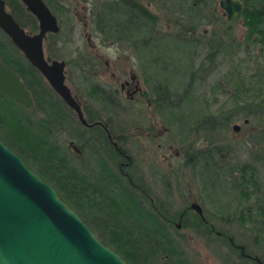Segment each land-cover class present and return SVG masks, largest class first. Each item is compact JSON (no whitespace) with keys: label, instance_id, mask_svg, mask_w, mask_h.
<instances>
[{"label":"rangeland","instance_id":"374dc122","mask_svg":"<svg viewBox=\"0 0 264 264\" xmlns=\"http://www.w3.org/2000/svg\"><path fill=\"white\" fill-rule=\"evenodd\" d=\"M143 2L151 13L156 14V1L150 0V4L146 3V0ZM183 2L185 3V0ZM216 5L217 0H208L202 12L208 13V9ZM85 7H87V4H85ZM202 7L199 5L198 9L194 11L197 17ZM70 8L71 10L68 12L62 11L60 13L62 20L60 28L53 36H48L46 41L43 42V51L51 58L65 61V82L85 108L91 106V109L95 110L97 107L94 104L96 103L95 100L92 101L91 96L86 93L90 83L98 82L102 86L106 85L105 87L111 86L112 89L117 91L119 102L124 108L117 107L118 109L111 113V131L114 134L118 133V135L116 134L118 136L116 138L117 143L131 157V164L123 168L124 171L128 173L133 182L143 184L148 196L154 200L155 204H159L168 215H175L189 201L195 200L202 207L203 214L211 217L210 220L216 229L222 231L226 236H230L235 244L242 245L245 252L264 258V234L257 240L254 236L255 228L249 225L246 212L243 213L244 218L242 220L235 215L239 206L234 200L233 191L226 184L227 179L221 180L218 178L217 180V182L219 181L220 198L227 205L226 208H222L220 213L227 217L219 218L217 217L218 212L215 213L212 209L210 195L207 197V192L200 185V179L197 172H195V168L191 165H185L183 162L184 158L189 157L192 148H205L208 145L209 138H211L220 147L217 156L220 161L222 159L221 163L227 165L248 163L254 167L259 187L256 194L264 202V112L245 113L246 108L256 111L257 109L264 110L258 105L260 102L264 104V45L259 43L260 41L253 42L251 55H244V53L236 52V50L230 55L219 53L214 58L216 65L208 72L209 62L206 61L204 53L207 51V44L213 41L208 40L202 34V28L207 27L205 17L200 19V17L193 18L190 16V22L195 25V28L193 27L194 36L199 42H192L193 45L188 46L187 56L180 59L177 77L182 80L181 85L170 83L171 80L169 82L167 79L168 87L171 89L169 93L171 98L174 100L179 99L177 93L181 91L183 82L188 80L191 73L194 77L192 80L194 89L191 92L192 98L189 106L186 107L188 110H192L195 115L224 114L227 111H230V113L239 111L226 123L213 125L210 128H208L206 122L195 121L191 123L190 121L184 127V131L188 132V137L182 142L179 140L174 128L161 118L157 111L158 107H147L146 105L148 99L153 103V93L149 91L145 82L147 74L143 73V80H141L140 70L135 66L137 58L138 61L142 60L139 58L137 50L132 46L123 47L120 42H101L99 37H94L93 32L91 42H87L86 33H89V31H84L86 26H83L80 20L77 19L82 12L86 13L87 8L80 9L77 6L73 9L72 5H70ZM59 11L57 10L58 13ZM190 13L193 14L191 11ZM146 24L150 25V21ZM233 24L236 25V21ZM158 26L160 30H163L165 21L159 23ZM67 27L73 28L67 29ZM152 33L156 34L153 29ZM84 51H88L94 56H100L98 57L99 63L96 67V75L92 74L93 67L88 64V60L82 55V53L88 55V52ZM157 51L159 52L158 49ZM154 52L156 53V51ZM222 62L223 65L220 64ZM149 65L152 66L151 58ZM231 67L234 68L232 76L227 72ZM142 68L144 70L145 63H143ZM129 70L137 72L139 80L143 83L142 92L135 93L131 100L124 92L121 93L118 90L122 79H128ZM160 70L159 67H156L153 71H155V74H159ZM111 72H113V75H111ZM163 75H167V73ZM163 75H153V84H156L159 79L161 80ZM250 77L252 80L248 85L255 84L257 77L261 79V82L257 84L258 87L247 89V93H242L234 88L237 82L236 79L246 81L248 78L251 79ZM173 80L175 81V79ZM215 82L218 83V86H215ZM246 87L249 86L246 85ZM247 100L251 102L249 105L244 104ZM33 115L37 116V113L35 111L29 113V116ZM68 121L69 123L63 122L64 125L61 128L52 132V139L77 171L90 181L89 183L92 184L90 186L94 189L91 194L96 196V199H102L99 202L94 201L95 203L92 204L90 213L86 217L89 224L94 225L91 226L94 232L100 238H106L108 228L101 225L104 220L121 214L126 223L131 221L129 210H122L118 206L112 205V202L108 199L110 195L117 197L121 194L120 188L105 186V184H111L112 180L106 174L99 172L103 167H109L111 172L116 173V162L122 160V158L115 156L108 144H106V149L109 150V153L106 157L99 156L97 152L91 150L87 144L88 142L76 137L75 131L78 124L74 121V118L73 120L69 118ZM124 121L125 123L122 125ZM220 121L222 120L220 119ZM233 123L239 125L237 130L232 129ZM199 124L203 127L202 129H196ZM152 125H154L153 131L149 134L151 136H147L146 132ZM120 133L122 135L125 133L126 137H122ZM152 133H155V137H152ZM70 140L82 147L79 156L69 146L68 142ZM101 149L104 150V148ZM141 164H144V166L142 167ZM139 172L144 176L141 180L139 179ZM120 180L124 182L122 177H120ZM124 185L127 184L124 182ZM128 188L137 195L134 188L131 186ZM107 190H109L108 195L104 196V191L107 192ZM100 193L104 197H99ZM222 200L216 198L215 203L222 205ZM252 201L253 195L246 201V205L251 207ZM251 208L253 209L251 217L254 220L259 214L253 205ZM190 212H187L188 214L183 218V224L180 228H170V234L177 242L178 250L181 251L188 264H255L254 261L239 253L240 250L237 247H231L226 236L222 235L216 238L212 234L207 237L202 234V227L194 223L193 220L195 219L192 218ZM258 217L261 218V216ZM142 221V219L137 220L138 223ZM126 227L128 228V225ZM138 228L135 232L144 230L142 229L143 225ZM144 264L176 263L156 255L150 259L148 258Z\"/></svg>","mask_w":264,"mask_h":264},{"label":"trees","instance_id":"16d2710c","mask_svg":"<svg viewBox=\"0 0 264 264\" xmlns=\"http://www.w3.org/2000/svg\"><path fill=\"white\" fill-rule=\"evenodd\" d=\"M111 6L110 16L108 14L107 16L112 22L108 23L106 31L113 37L121 33L117 25V23H121V19L120 14L117 13L118 11L113 10L119 7ZM189 10L193 12L192 17L194 18L196 16L194 12L196 7H192ZM103 16L106 17L105 12ZM108 18L106 17L109 21ZM259 18V13L255 12L254 16L251 17V21H253L246 23L250 26L252 25V27H256L260 23ZM149 26L144 23L142 31L141 29H134V31L129 32V37L134 36L135 38L137 33H139L138 35H143V41L138 42V44L134 42L133 45L138 54L143 56L142 64L145 63L143 73L147 74L145 82L149 91L153 93V101L155 106L158 107V113L165 122L174 128L180 141L183 142L188 137V132L184 131V127L190 121L191 123L195 121L206 122L208 128H210L213 125L226 123L236 112L238 113L239 110L231 113L227 111L224 114L195 115L192 110H188L186 107L189 106L192 98L191 92L194 89V84H192L194 77L191 73L188 80L183 82L181 91L177 93V98L179 99H172L169 94L171 89L168 87V80L169 82L171 80L170 83L173 82L176 85H181L182 80L177 77L180 59L187 56L188 46L193 45L192 42L199 41L194 35L192 37L185 35L184 31L179 33L175 30L170 33L153 34ZM7 41L4 38H0V57L5 62L11 63L25 85L30 89L33 98V108L26 109L16 104L10 98L0 94V139L16 152L31 170L49 182L55 188L58 196L78 213L97 238L115 250L127 264H144L148 258L150 259L156 255L162 256L165 260H172L176 264H188L187 260L182 256L181 251L178 250L177 242L166 230L167 227L164 225V220L148 214L147 218H144L142 222H137L138 219L143 218V213L138 206L137 196L129 190L128 184L124 185V182L126 183L125 180L124 182L121 181L120 176L111 172L108 168H106L105 173L112 180V183L105 184V186L119 187L121 192L117 197L110 195L108 199L112 202V205L118 206L122 210H129L131 212L129 215L131 221L126 223L121 214L112 216L101 224L103 227L107 226L108 228L106 238L101 237V239L94 232V229L91 227L93 224H89L86 216L90 213L92 204L102 199H96V196L91 194V191L94 189L91 188L90 185L92 184L89 183L90 181L77 171L75 166L52 139V132L61 128L64 125L63 122L69 123L68 119L71 118L73 120L74 117L67 111L69 110L68 107L45 83L34 67L30 64L25 66L18 59L11 58V61L8 60V54L4 51V46L1 44V42ZM217 48L216 42H210L206 46L207 51L204 55L206 61L209 62L208 72L216 65L214 58L218 54ZM231 48H225V52L226 49ZM150 58L152 66L149 65ZM156 67L161 69L159 74H155V71H153ZM164 73H167V75H163ZM161 74L163 75L162 79L153 84V75L160 76ZM232 74V72L229 73L230 76ZM251 80L252 78H248L246 81L236 79L237 82L234 88L242 93H247V89L256 88L258 87L257 84L261 82V79L257 77L255 84L248 85L251 83ZM246 85L249 87H246ZM215 86H218L217 82H215ZM89 87L88 91L92 93L89 95L98 98L100 94L99 90L95 89L92 84ZM250 103L247 100L244 104L249 105ZM258 105L264 108L262 102ZM33 111L37 113V116H29V113ZM262 111L264 112V110L260 109H257V111L251 108L245 109V113L247 114ZM198 115L201 116L199 117ZM202 128L201 124H199L196 129ZM209 139L208 145L205 148H192L189 157L184 158L183 162L185 165H191L195 168V172H197V176L200 179V185L207 192L206 196L210 195L212 209L215 213L218 212L217 217L219 218L227 217L220 214L222 208H226L227 205L220 198V191L218 190L219 181L217 182V180L218 178L221 180L227 179L226 184L233 191L234 200L239 206L235 215L242 220L244 218L243 213L246 212L245 214L249 220L248 223L255 228L254 236L258 240L264 234V202L256 194V190L259 187L255 176V169L248 163L240 165L221 163L222 159L220 161V158L217 156L220 147L211 138ZM108 191H104L103 195H108ZM103 195L100 193L99 197ZM251 195H253L252 205L258 212V216H261V218L257 216L254 220L251 217L252 205L251 207L246 205V201ZM216 198L222 200V205L215 203ZM126 225H128V228ZM142 225V229L144 230L142 232H135ZM229 245L233 247L231 243ZM260 259L264 262V258ZM255 264L258 263L255 262Z\"/></svg>","mask_w":264,"mask_h":264},{"label":"flooded vegetation","instance_id":"af4514ba","mask_svg":"<svg viewBox=\"0 0 264 264\" xmlns=\"http://www.w3.org/2000/svg\"><path fill=\"white\" fill-rule=\"evenodd\" d=\"M44 6L47 7V9L53 14L55 18V22L57 24V30L56 31H50L46 30L44 31L42 38H41V49L43 58L46 60L47 63H50L51 58L50 56L44 54L43 51V42L46 41L48 36H53L54 33H56L60 28V23H62V20L60 18V13L62 11H69L71 10L70 5H72L73 9L77 6L82 8H87L86 13L82 12L80 16L77 17L78 20H80L81 24L83 26H86L84 31H89V33H86V41L91 42V34L93 32L94 37H99L101 42H120V45L125 46H132L134 47V42L138 44V42L143 41V35L136 34V37H129V32L134 31V29H141V31L144 28V23H149L150 26L149 29L156 32V34H162V33H170L171 31H177L181 33V31H184L185 35H188L189 37H192L194 35V28L195 25L190 22L192 14L190 13V10L192 7H197L199 5L203 6L200 8V14H198L200 19H203L205 17V23L207 24V27L202 28V34H204L207 39H211L213 42H216L218 48L217 52L218 54H231L236 52H242L244 55H251L252 45L255 41H260L259 43H262L264 45V0H240L242 3L241 9L230 19L226 18V11L225 9L219 4V0H217V5L212 7L211 9H208V13L202 12V9L207 5L208 0H185V3L183 0H154L155 7L157 9L156 14H153L150 12L148 7L144 4V0H40ZM82 2V3H80ZM33 5L35 4L34 0H31ZM72 3V4H71ZM146 3L150 4V0H146ZM85 4H87V7H85ZM113 5L114 11H118L117 13L120 14L121 23H117L118 29L120 30L119 35H110L106 28L108 27V23L112 22L111 19L108 18L107 14L110 16V10ZM198 5V6H197ZM3 6L4 9L11 15V17L14 19V21L18 24L19 27L23 29V31L28 34L32 35L33 33L38 31L39 28V20L37 16L33 13V11L28 7V5L23 0H3ZM57 10H60L59 13ZM104 12L106 13V17L109 19V21L106 19L104 15ZM259 13L260 15V23L256 27H252V25H248L246 22H252L251 17L254 16V13ZM146 13V15H145ZM77 14V13H75ZM183 20H182V18ZM197 16H194V18H198ZM187 22L185 23V21ZM165 21V27L163 30H160L159 23H163ZM236 21V25L233 23ZM158 24V25H157ZM194 27V28H193ZM73 27H67V29H72ZM0 38H4L5 40H8L7 42H1V44L4 46V51L8 54V60L11 61L12 59H18L20 62L25 64V66H28L30 64L24 55L22 54L21 50L17 48L13 42L10 40V38L0 29ZM64 41V40H63ZM232 47L231 49L225 48ZM88 52V51H84ZM84 57L88 60V64L93 67V75H96V67L99 63L98 57L99 55H91L88 52V55L85 53H82ZM138 57V56H137ZM139 58L142 59L143 56L139 54ZM63 61V81L65 82V61L63 59H57ZM0 61L6 65L7 67L13 69L19 76V79L23 82L21 76L17 72V70L11 65V63L5 62L1 57ZM135 66L139 68L140 70V79L143 80L142 76L143 74V68H142V60L138 61V58L135 61ZM223 65V62L220 63ZM31 65V64H30ZM32 66V65H31ZM22 67V66H21ZM33 67V66H32ZM83 67V65H82ZM35 68V67H34ZM36 69V68H35ZM234 68L231 67L227 70L228 74L232 72ZM264 69V67H263ZM37 71V70H36ZM39 73V71H37ZM130 74L128 75V79H122V81L119 83V89L120 92H124L128 96V99H132L133 95L137 92H142V84L139 80L138 73L133 72L131 70L128 71ZM223 73V72H222ZM40 74V73H39ZM143 74V75H142ZM111 75H113V72H111ZM41 78L43 76L40 74ZM44 80V78H43ZM45 81V80H44ZM144 82V81H143ZM46 83V81H45ZM25 85V83L23 82ZM47 84V83H46ZM92 84L95 89H98L100 94L98 95V98L93 97L91 95V99L95 100L94 103L96 107V111L91 109L90 107H84V105H81L80 99H78L77 96H75L71 90V95L77 100L79 103L82 115L87 122V124L81 123L73 110L69 109L67 110L73 117L74 121L77 122L78 127L76 128L75 134L76 137L80 138L84 142H88V146L93 150L94 152H97L98 155L106 157V155L109 153V150L106 149V144L110 146V148L113 150L115 156H119L122 158V160L116 162L117 167V175L122 177L128 186H131L136 190L137 193V202L138 206L140 207L142 211V220L144 218H147L146 216L150 214L153 217L160 218L164 220V225L167 227V231L170 233V228H180L183 224V218L186 217L187 212H190V215L195 220V224H199L202 227L201 233L204 234L206 237L209 234H212L214 237H221L224 235L222 231L216 229L212 222L211 217H208L203 214L202 207L200 204L195 201H189L188 204L183 206L181 210H179L175 215L170 216L168 213H166L159 204H155L154 200L148 196L147 190L143 184H137L131 180L128 173L124 171L123 168L130 166L131 164V157L127 152H125L124 148L120 147L119 144L116 141V138L118 137V133L114 134L111 130V113L116 111L119 108H124V106L119 102V96L115 89H112V87H105L102 86V84H99L98 82H92ZM89 84V85H90ZM67 85V84H66ZM68 86V85H67ZM26 88H28L25 85ZM69 87V86H68ZM148 87V86H147ZM88 88H90L88 86ZM87 88V94L89 93ZM70 89V88H69ZM30 91V89L28 88ZM1 94V93H0ZM31 94V92H30ZM2 95V94H1ZM32 96V95H31ZM33 99V98H32ZM153 101V97H152ZM17 104V103H16ZM92 105V104H91ZM147 107L155 106V103L150 102V99L147 100ZM121 106V107H120ZM23 107V106H22ZM33 108V106L31 107ZM26 108V109H31ZM87 109V110H86ZM65 110V109H64ZM86 110V111H85ZM93 110V111H92ZM125 123V121L122 123V125ZM153 126L149 128V130L146 132L147 136L153 131ZM121 127V126H120ZM122 131V130H121ZM121 134V133H120ZM155 133H152V137H155ZM122 137H126L125 133ZM72 141V140H70ZM76 147L79 149L78 151H74L78 156L82 152V147L77 145L74 141H72ZM90 143V144H89ZM103 145V146H102ZM101 148H104L102 150ZM108 151V152H107ZM103 152V154H101ZM106 162V161H103ZM142 165V164H141ZM144 164L142 165V167ZM106 168L109 169V167H103V169L99 170L100 173L106 174L105 170ZM143 170V169H140ZM152 170V168H150ZM149 170V171H150ZM140 173V172H139ZM147 176V174H146ZM144 176L140 173L139 179L141 180ZM148 177V176H147ZM147 198V200H146ZM196 202L199 205L200 213L197 212V210L190 206L191 202ZM159 219V220H160ZM226 238L229 240V242L234 246L237 247L241 253V248L239 245L235 244L230 237L226 236ZM243 252L244 249L242 248ZM246 253V252H245ZM249 254V253H248ZM250 255V254H249ZM244 256V255H243ZM245 258H249L248 256H244ZM251 259V258H249ZM252 260V259H251ZM259 264V263H258Z\"/></svg>","mask_w":264,"mask_h":264},{"label":"water","instance_id":"95a60500","mask_svg":"<svg viewBox=\"0 0 264 264\" xmlns=\"http://www.w3.org/2000/svg\"><path fill=\"white\" fill-rule=\"evenodd\" d=\"M39 20L38 31L26 34L4 9L0 0V29L19 48L26 60L43 76L62 102L87 124L79 103L63 81V61L43 58L41 38L56 31L53 14L40 0H23ZM226 18L242 6L240 0H219ZM0 93L24 108L33 106L28 88L18 74L0 61ZM88 125V124H87ZM237 130L239 125L232 124ZM74 150L79 149L68 142ZM190 206L200 213L199 205ZM259 264L255 254L243 252ZM0 264H127L112 248L97 238L78 213L62 200L55 188L31 170L22 158L0 139Z\"/></svg>","mask_w":264,"mask_h":264}]
</instances>
